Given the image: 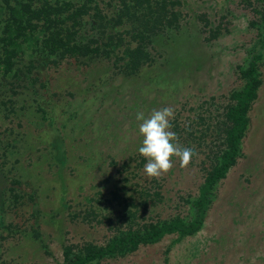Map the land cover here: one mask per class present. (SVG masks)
I'll use <instances>...</instances> for the list:
<instances>
[{"label":"rangeland","instance_id":"obj_1","mask_svg":"<svg viewBox=\"0 0 264 264\" xmlns=\"http://www.w3.org/2000/svg\"><path fill=\"white\" fill-rule=\"evenodd\" d=\"M96 2L111 16L118 0ZM179 2L177 26L154 39L153 63L135 76L95 58L44 68L37 84L22 80L13 96L0 85V264L62 263L65 247L76 253L130 226L190 219L187 201L198 196L224 138L220 123L243 86L237 68L260 38L264 1ZM258 69L242 157L218 184L202 229L98 264H264V56ZM166 106L179 144L195 154L186 168L173 157L167 174L149 179L136 115Z\"/></svg>","mask_w":264,"mask_h":264},{"label":"trees","instance_id":"obj_2","mask_svg":"<svg viewBox=\"0 0 264 264\" xmlns=\"http://www.w3.org/2000/svg\"><path fill=\"white\" fill-rule=\"evenodd\" d=\"M179 4V0H118L114 13L107 16L96 0H0V85L7 83L13 96L22 80L32 86L37 84L44 68H56L64 61L84 63L81 60L95 58H101L122 75L135 76L153 63L149 47L154 39L177 26L175 7ZM260 17V38L245 63L237 68L243 86L231 94L220 123L224 138L213 153L212 166L198 196L187 201L190 219L176 217L140 229L130 226L117 230L104 246L87 244L76 253L72 247H65L63 262L56 264H98L133 254L140 246L155 245L168 235H176L172 243H179L202 229L218 184L242 157L248 113L261 86L258 63L264 56V13ZM86 24L90 27L88 31ZM217 35V30L211 32L212 38ZM58 143L54 142L52 147L58 160H62L64 151ZM5 178L0 166V228ZM127 215V219L135 217L133 212Z\"/></svg>","mask_w":264,"mask_h":264},{"label":"clouds","instance_id":"obj_3","mask_svg":"<svg viewBox=\"0 0 264 264\" xmlns=\"http://www.w3.org/2000/svg\"><path fill=\"white\" fill-rule=\"evenodd\" d=\"M136 119L141 122L139 133L143 137L138 151L147 160L144 172L149 179H158L167 174L174 166L173 157L178 158L182 168L191 163L194 150L181 146L177 134L172 130L173 108L154 109L147 117L143 112H138Z\"/></svg>","mask_w":264,"mask_h":264}]
</instances>
